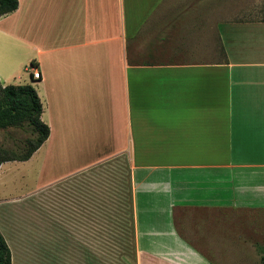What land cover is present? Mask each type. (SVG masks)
<instances>
[{"label":"crops","instance_id":"0c3cea01","mask_svg":"<svg viewBox=\"0 0 264 264\" xmlns=\"http://www.w3.org/2000/svg\"><path fill=\"white\" fill-rule=\"evenodd\" d=\"M0 82L50 128L0 199L11 264H260L264 0H18Z\"/></svg>","mask_w":264,"mask_h":264},{"label":"trees","instance_id":"16d2710c","mask_svg":"<svg viewBox=\"0 0 264 264\" xmlns=\"http://www.w3.org/2000/svg\"><path fill=\"white\" fill-rule=\"evenodd\" d=\"M18 0H0V17L14 12ZM43 105L36 89L31 84L2 86L0 82V129L31 126L35 138L28 141L22 154L3 152L0 165L10 161H27L35 151L48 139L50 128L42 119ZM11 250L0 232V264H11ZM260 264H264V255Z\"/></svg>","mask_w":264,"mask_h":264},{"label":"rangeland","instance_id":"374dc122","mask_svg":"<svg viewBox=\"0 0 264 264\" xmlns=\"http://www.w3.org/2000/svg\"><path fill=\"white\" fill-rule=\"evenodd\" d=\"M26 76L30 80L29 74ZM34 138L35 133L32 127L26 124L20 127L0 129V156L3 152L22 154L27 148L28 141ZM40 163L43 162L39 157L36 161L10 162L9 171L3 173L4 176L0 175V199L16 198L34 188L36 181L39 180ZM121 257L124 260L128 259L127 256H116L115 258L113 255H106L105 264H124L120 261Z\"/></svg>","mask_w":264,"mask_h":264},{"label":"built area","instance_id":"2783aa9c","mask_svg":"<svg viewBox=\"0 0 264 264\" xmlns=\"http://www.w3.org/2000/svg\"><path fill=\"white\" fill-rule=\"evenodd\" d=\"M31 78L32 80H39L41 78V74L37 68H31Z\"/></svg>","mask_w":264,"mask_h":264}]
</instances>
